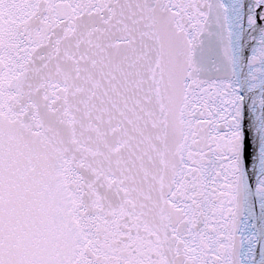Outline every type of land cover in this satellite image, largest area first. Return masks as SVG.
I'll return each mask as SVG.
<instances>
[{"label": "snow or ice", "instance_id": "6c2138e0", "mask_svg": "<svg viewBox=\"0 0 264 264\" xmlns=\"http://www.w3.org/2000/svg\"><path fill=\"white\" fill-rule=\"evenodd\" d=\"M261 7L0 0V264H245Z\"/></svg>", "mask_w": 264, "mask_h": 264}, {"label": "water", "instance_id": "95a60500", "mask_svg": "<svg viewBox=\"0 0 264 264\" xmlns=\"http://www.w3.org/2000/svg\"><path fill=\"white\" fill-rule=\"evenodd\" d=\"M243 3L245 4L244 26L247 28V6L253 4L254 0H243ZM262 11H264V7L256 9L257 14ZM257 23L264 26V21L260 19L257 20ZM254 35L257 36L258 42L259 32L257 31ZM247 55H251V48L247 50ZM209 170L211 171V168ZM210 181L211 176H209ZM253 212L254 218L252 219H249L247 213H245L244 224L241 225V231L237 233V248L240 253V259L245 261V264H253V262L254 264H260L261 259L264 258V221L259 219L261 210L258 199H254L253 201ZM244 225H247V227ZM253 225L255 226L253 227Z\"/></svg>", "mask_w": 264, "mask_h": 264}]
</instances>
